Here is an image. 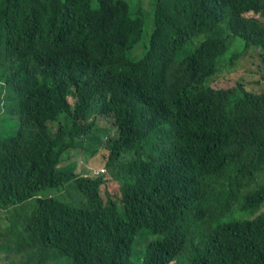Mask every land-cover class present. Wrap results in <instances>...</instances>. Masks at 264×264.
I'll list each match as a JSON object with an SVG mask.
<instances>
[{"label": "trees", "instance_id": "obj_1", "mask_svg": "<svg viewBox=\"0 0 264 264\" xmlns=\"http://www.w3.org/2000/svg\"><path fill=\"white\" fill-rule=\"evenodd\" d=\"M230 36L264 48V0H0V264H264ZM77 148L103 172L60 168Z\"/></svg>", "mask_w": 264, "mask_h": 264}, {"label": "clouds", "instance_id": "obj_2", "mask_svg": "<svg viewBox=\"0 0 264 264\" xmlns=\"http://www.w3.org/2000/svg\"><path fill=\"white\" fill-rule=\"evenodd\" d=\"M96 9V8H94ZM255 17V16H254ZM187 33V32H185ZM150 37H151V34H146L143 38V43H147L149 42L150 40ZM224 42L227 40L228 43H227V50H226V54H225V57H229L231 56L232 54L234 53H240V52H243L241 57H239L238 60H236V64H237V70L234 71L235 73H230L231 76L233 74H236V75H239L241 77V79L243 78V81L241 82V85L243 87L244 90L246 91H249V92H252V93H257V94H260L264 91V71L261 69V67L259 66H256L255 64H253V66H250V67H247V66H244L242 63H241V59L242 57L250 54L251 57H256L258 59H260L263 63H264V48L261 45H259L257 48H248L246 49L245 51H243V48H244V45H241L239 43V41L234 38L233 36H230V37H227V38H223ZM251 72H256L257 73V79L254 80V81H249L248 79H246L245 77H247ZM230 76V77H231ZM230 77H226V76H222L220 78V80L222 78H230ZM247 87H251L255 90H251V89H248ZM50 125V128L53 129L54 128V124L52 123H49ZM257 168V167H256ZM103 171L101 170V172L97 173V174H94V175H99L101 174ZM223 179V176H221L219 174V179L218 180H221L222 181ZM117 206L118 207H122V203L120 202H117ZM255 210V213L253 214H260L261 212L264 211V201L261 202L260 204H257L255 207H253ZM196 252L193 251L190 246H187V245H183L182 248H181V253L179 255H182L180 256L181 258H188V255H195Z\"/></svg>", "mask_w": 264, "mask_h": 264}, {"label": "rangeland", "instance_id": "obj_3", "mask_svg": "<svg viewBox=\"0 0 264 264\" xmlns=\"http://www.w3.org/2000/svg\"><path fill=\"white\" fill-rule=\"evenodd\" d=\"M147 34H149L148 31H147ZM241 63L247 67L253 66V64H255L256 66L261 67V69L264 71V63L256 57L255 58L251 57L250 54L242 57ZM225 76L230 77L231 74L226 73ZM216 83L217 82H214V85ZM247 88L251 89V90H255L251 87H247ZM48 126L50 128L49 124H48ZM106 155H107V152L105 150H101L98 155L87 159L86 156L84 154H82V152L79 150V148H77L75 150H71L68 154V156L70 158L64 159L59 164V166H60V168H64V167L69 168L72 165H74L75 172H77V173L89 174V175L97 174V173L101 172V170L103 171V169H104V163L106 161ZM113 198H114V194H113ZM115 198L118 201V198L117 197H115ZM36 263H37V261H34L32 264H36Z\"/></svg>", "mask_w": 264, "mask_h": 264}]
</instances>
